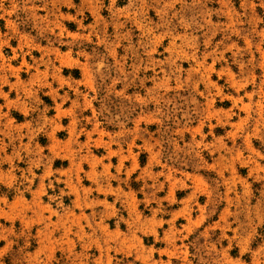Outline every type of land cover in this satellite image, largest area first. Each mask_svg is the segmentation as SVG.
Instances as JSON below:
<instances>
[{"label":"rangeland","instance_id":"rangeland-1","mask_svg":"<svg viewBox=\"0 0 264 264\" xmlns=\"http://www.w3.org/2000/svg\"><path fill=\"white\" fill-rule=\"evenodd\" d=\"M0 264H264V0H0Z\"/></svg>","mask_w":264,"mask_h":264}]
</instances>
